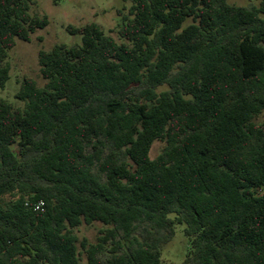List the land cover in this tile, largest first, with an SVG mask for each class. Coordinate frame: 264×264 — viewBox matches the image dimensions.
<instances>
[{"label": "trees", "instance_id": "1", "mask_svg": "<svg viewBox=\"0 0 264 264\" xmlns=\"http://www.w3.org/2000/svg\"><path fill=\"white\" fill-rule=\"evenodd\" d=\"M227 1L131 0L121 43L91 23L38 54L43 87L0 100V264H161L176 226L181 264H264V0ZM29 11L0 0V89Z\"/></svg>", "mask_w": 264, "mask_h": 264}, {"label": "rangeland", "instance_id": "2", "mask_svg": "<svg viewBox=\"0 0 264 264\" xmlns=\"http://www.w3.org/2000/svg\"><path fill=\"white\" fill-rule=\"evenodd\" d=\"M229 5L248 7L257 5L255 0H228ZM131 0H30V15L45 17L48 26L37 30L28 42L16 41L15 47L8 52L9 79L4 88L0 89V100L9 103L14 109H24V103L14 98L19 83L24 78L32 79L38 88L44 85L40 76L38 54L49 52L55 46L72 47L81 45L80 35H71L66 29H80L86 24H95L117 43L122 41L117 30L123 18H129ZM257 125L264 123V114L255 120ZM163 148L156 142L150 151L153 159ZM104 227L99 223L82 225L74 231L79 240L85 239L89 244L96 241L98 233ZM190 250L189 240L183 235V227L176 226L172 241L163 247L161 264H181ZM79 264H86L84 255Z\"/></svg>", "mask_w": 264, "mask_h": 264}, {"label": "built area", "instance_id": "3", "mask_svg": "<svg viewBox=\"0 0 264 264\" xmlns=\"http://www.w3.org/2000/svg\"><path fill=\"white\" fill-rule=\"evenodd\" d=\"M30 206L34 212H42L44 209V205L42 202L33 203Z\"/></svg>", "mask_w": 264, "mask_h": 264}]
</instances>
